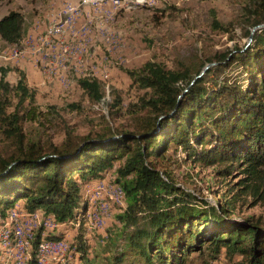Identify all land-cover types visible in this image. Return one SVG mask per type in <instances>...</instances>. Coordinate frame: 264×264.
<instances>
[{
    "label": "trees",
    "instance_id": "trees-1",
    "mask_svg": "<svg viewBox=\"0 0 264 264\" xmlns=\"http://www.w3.org/2000/svg\"><path fill=\"white\" fill-rule=\"evenodd\" d=\"M210 16L214 27L223 28L214 10ZM242 23L248 38L264 23V0H250ZM23 25V15L9 11L0 18V39L18 45ZM206 61L170 68L148 60L124 68L132 84L144 90L126 110L127 129L104 117L96 132H68L59 144L27 132L25 124L42 115L36 91L23 70L0 65V224L16 204L20 208L12 210L34 213L43 207L44 214L67 224L85 209L84 187L110 171L125 205L117 214L122 244L105 264H210L222 252L229 264H264V218L234 215L244 203L264 206V27L246 47ZM207 63L214 64L200 74ZM10 71L17 75L15 83L7 79ZM77 82L92 101L104 96L99 79ZM111 108L116 115L120 103ZM171 149L193 163L219 165L216 205L176 183L169 170ZM86 233L78 227L73 248L79 261L72 264H95ZM41 238L37 231L29 264H40Z\"/></svg>",
    "mask_w": 264,
    "mask_h": 264
},
{
    "label": "rangeland",
    "instance_id": "rangeland-1",
    "mask_svg": "<svg viewBox=\"0 0 264 264\" xmlns=\"http://www.w3.org/2000/svg\"><path fill=\"white\" fill-rule=\"evenodd\" d=\"M67 1L77 0L0 1V18L11 10L19 11L24 17L23 35L18 45H8L0 39V65L16 66L25 72L27 85L36 91V104L42 114L40 121L27 122L25 128L33 136L40 134L48 137L54 144L61 143L68 132L75 135L96 132L104 117L110 120L111 125L127 129L126 110L144 94V90L132 84L124 68L136 69L148 60L178 68L195 59L206 61L225 51L246 47L248 43L243 34L242 18L250 0H106L101 4L85 5L83 10L75 8L72 25L63 26L62 39L85 43L92 56L85 57L75 75V68H70V58L56 55V62H60L59 73H67L69 79L62 85L53 82L56 64L48 61V54L40 53V46H33L34 62L27 52L26 41L28 35H40V31L58 19V14H64ZM210 10L216 12L223 28L213 26ZM82 27H89V31L84 34ZM51 41L52 34L42 35L43 47H50ZM16 50L17 55L14 54ZM75 53L77 60H84L82 46H75ZM236 73L237 69L232 67L231 74ZM86 76H93L102 82L104 96L100 101L89 99L78 86V78ZM7 79L15 83L16 73L10 71ZM116 100L120 103V111L111 116L110 109L115 110L111 106ZM72 103L77 104V108L71 107ZM169 152L172 154L169 170L176 183L209 204L216 205L219 186L214 179L219 165L193 163L180 150L173 153L171 149ZM110 173L108 171L104 177L84 187L85 209L67 224L56 222L54 217L47 218L43 207L33 211V219L29 217L31 212L22 209L12 213V209L20 208L19 204L8 210V215L0 224V235L8 232L10 243L6 248L0 243V263L29 264L37 231L41 233L40 240H46L48 232L61 236V240H49L53 242L49 248L59 249H52L51 254L47 248L41 264L78 263L73 244L78 227L84 226L88 230L85 240L89 258L95 264H105V258L122 244V223L117 214L125 205L124 192ZM234 215L244 219L251 216L264 218V206L251 207L244 203ZM91 216L100 219H91ZM17 221L33 229L30 243L24 249H20L11 236L15 232L13 223ZM17 256L18 259H15ZM210 264L229 263L222 252Z\"/></svg>",
    "mask_w": 264,
    "mask_h": 264
},
{
    "label": "built area",
    "instance_id": "built-area-1",
    "mask_svg": "<svg viewBox=\"0 0 264 264\" xmlns=\"http://www.w3.org/2000/svg\"><path fill=\"white\" fill-rule=\"evenodd\" d=\"M106 0H77L76 2L67 1L65 2V11L64 14H58V19L48 25L43 31H40V35H28V40L26 41L27 52L30 55L31 60L35 62V55H33V46H40V53L48 54V61L56 64V71L53 72V82L59 84H66L69 79L67 73H59V64L56 62V55H63V58H70V68H75V75L77 70L83 65L86 56H92L89 48L85 43L80 44L79 42H67L65 39H62V28L64 25H72V18L75 8H82L85 5L89 4H101L105 3ZM117 1V0H115ZM138 1V0H137ZM140 2V1H138ZM84 29V34L89 31V27H82ZM43 34H52V41L50 47H43L42 45V35ZM75 46H82L84 50V60H77V53H75ZM15 55L18 54L16 50ZM52 82V83H53ZM95 196V195H93ZM93 196L91 201H93ZM14 211L12 210V213ZM46 217H53V215H46ZM91 219H96L92 218ZM52 249H59V247L49 248L50 253L52 254ZM19 256H17L18 259Z\"/></svg>",
    "mask_w": 264,
    "mask_h": 264
},
{
    "label": "bare ground",
    "instance_id": "bare-ground-1",
    "mask_svg": "<svg viewBox=\"0 0 264 264\" xmlns=\"http://www.w3.org/2000/svg\"><path fill=\"white\" fill-rule=\"evenodd\" d=\"M100 203V202H99ZM99 205V204H98ZM102 206V205H101ZM91 207H92V205H91ZM94 207V206H93ZM94 211V210H93ZM90 212H92V211H90ZM35 214V213H34ZM34 214H29L30 216L29 217H32V219H33V215ZM89 215V214H88ZM28 217V216H27ZM35 218V217H34ZM40 218V217H39ZM99 219L100 218H96L95 220H98L99 221ZM12 221V220H11ZM16 221V220H15ZM51 221V220H50ZM20 222H22V221H20ZM20 222H14L13 224L15 225V227H14V231L15 232H13L12 234H11V236H13L14 237V241L17 243V245H19L20 246V249H24V247L25 246H28L29 245V239H31L32 238V228L30 227V226H28V225H26L25 227L24 226H22V223H20ZM16 223V224H15ZM31 223V222H30ZM46 223H48V221L46 222ZM52 223V222H51ZM56 225V223L54 222V226ZM33 226V225H32ZM44 226V225H43ZM47 227V226H46ZM51 227V226H50ZM12 228V227H11ZM8 229V228H7ZM48 229V228H47ZM3 230V229H2ZM13 230V229H12ZM45 230V229H44ZM27 234V235H25L24 236V234ZM8 232L5 234V235H7V236H5L4 234H2V235H0L2 238H0V243H2V246H3V248H6V246L10 243L9 242V239H8ZM51 243H53V242H51V241H47V240H45V239H42L41 241H40V243H39V254H40V262H43L44 261V255H43V253H44V251L47 249V248H49L50 247V245H51ZM62 246V245H61ZM19 248V247H18ZM47 251V250H46ZM25 252V251H24ZM3 258V257H2ZM41 264V263H40Z\"/></svg>",
    "mask_w": 264,
    "mask_h": 264
},
{
    "label": "water",
    "instance_id": "water-1",
    "mask_svg": "<svg viewBox=\"0 0 264 264\" xmlns=\"http://www.w3.org/2000/svg\"><path fill=\"white\" fill-rule=\"evenodd\" d=\"M260 27H264V23H263V24L256 25V26H254V27L252 28L251 33H250V35L248 36V43H247V45L252 41V36H253L254 31H255L257 28H260ZM210 65H212V63L206 65V66L203 68V70L201 71L200 74H203V72H204V71H205Z\"/></svg>",
    "mask_w": 264,
    "mask_h": 264
}]
</instances>
